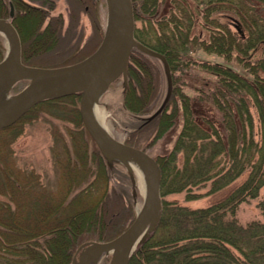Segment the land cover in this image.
<instances>
[{"label": "trees", "instance_id": "16d2710c", "mask_svg": "<svg viewBox=\"0 0 264 264\" xmlns=\"http://www.w3.org/2000/svg\"><path fill=\"white\" fill-rule=\"evenodd\" d=\"M70 1L76 11L82 5L86 9L83 3H91V0ZM131 1L135 20L140 19L142 8L159 14L161 0ZM19 2L21 13L33 11L41 16L34 36L26 42L19 24L13 21L21 38L24 64L54 67L88 55H83L77 44L68 42L69 27L61 35V17L52 16L42 26L47 10ZM262 6L264 0H201L195 4L189 0H172L169 16L164 21L158 15L147 19L143 27H135L139 42L165 56L171 86L162 107L144 118L127 142L142 148L141 134L161 137L181 122L171 149L155 158L160 168L161 193L189 191L207 183L210 184L208 191L214 192L242 174L246 176L222 199L205 207L189 208L163 201L153 228L131 254L129 264H264V199L257 204L263 220L241 223L235 216L237 204L257 197L264 185ZM1 8L0 11L4 6ZM198 14L204 19L202 27L209 31L199 41V35L192 32ZM15 16L16 13L13 19ZM222 18L230 20L226 22ZM96 28L99 30L98 24ZM37 39H42L39 44ZM195 44L225 61H237L243 71L220 61L193 60L190 52L191 45ZM47 51L52 56H47ZM258 52L260 56H256ZM147 55L133 49L128 57L125 104L135 114L147 113L158 95L161 72L151 59L154 56ZM196 69L209 77L202 78V82L194 78L192 72ZM178 70L185 71L190 84L175 75ZM184 87L191 92L187 93ZM78 96V92H72L43 99L23 115L42 103L72 100L75 104ZM75 107L72 112L80 126L87 159L84 164L77 156L73 159L69 155L70 147L64 142L62 149L67 161L61 163L66 166L65 184L52 188L31 168L2 170L5 178L1 193L6 198L0 199V247L18 249L20 259L16 264H71L74 253L83 243L112 239L133 217L132 206L124 193L110 188L105 177L111 168L105 154L97 145L89 150L90 138ZM180 155L181 164L178 163ZM79 163L82 178L78 182L69 180L72 165ZM96 172L104 175V179L98 178ZM95 174L99 182L95 181ZM39 192L55 198L41 199L37 196Z\"/></svg>", "mask_w": 264, "mask_h": 264}, {"label": "rangeland", "instance_id": "374dc122", "mask_svg": "<svg viewBox=\"0 0 264 264\" xmlns=\"http://www.w3.org/2000/svg\"><path fill=\"white\" fill-rule=\"evenodd\" d=\"M20 1L27 4L39 5L44 10H47L48 14L46 17H44L42 26H44L48 19L52 16L61 17V19L63 20L61 35H64L66 29L69 27V31L68 33H66V35L69 36L68 42L72 44H77L78 48L82 49L83 55L90 54L101 42L108 20L109 9L106 0H91V3L85 2L83 4L88 7H86L87 10L83 8L82 5L81 7L77 8V11L75 10V7L72 5V3H69L71 2L70 0ZM171 1L172 0H161L158 15L160 16L162 21H164L169 16L168 9L170 8ZM189 1L195 4L199 3V1L201 0ZM202 1L205 2L207 0ZM10 3H14L16 7V9H13L12 16L9 15ZM19 3V0H0V9H2L1 7L4 6L2 10L3 12L0 11V17L10 18L13 25L14 22L19 24L20 29L23 32L22 34L24 37V42H26V40L34 36L35 29L41 16L39 12L33 11H28L25 14L21 13L18 10L20 6ZM200 8H204L203 5L200 4ZM73 9L75 10L74 13ZM261 11L264 16L263 6L261 7ZM15 13V19H13ZM158 15L155 14V12H153L151 9L142 8L140 12V19H134V31L135 27H143L147 24V19L151 17L156 18ZM222 20L228 22L230 19L222 18ZM203 22V17L201 16V14H198L197 18L194 20L195 25L192 29V32L194 34H196L197 36L199 35L197 41L207 37L209 34L208 29L202 27ZM97 24L99 26V30L96 28ZM231 27V29H233L232 25ZM17 32L19 34L18 30ZM78 37L80 38L77 41ZM37 40V44H39L42 39ZM53 44L54 42L51 43V45ZM133 49L140 50L138 47H134ZM191 50L192 51L190 52V56L193 58V60H196L197 62L220 61L228 63L234 68L243 71L242 65H240L237 61H225L221 56L206 52L198 48V45L196 44L194 46L191 45ZM6 52L7 45L5 36L0 32V60L5 56ZM50 53L51 52H48L47 56H52ZM260 54L261 52H258V55L256 56H260ZM147 56L151 57V55ZM151 59L159 66L161 74L159 81L160 84L158 85V95L152 102L151 108L147 113L135 114L127 108L125 104V87L127 79L124 80L122 75L116 77L111 82H109L102 89V91L98 93L97 99L95 101L97 108H99L105 113L104 123L106 124L108 129L107 133L110 134L112 137L121 140L127 144H129L127 142V139L130 137V134L134 132V130L138 127V125L143 121L144 118H146L151 112L161 107L162 102L164 101L167 95L168 76L165 72L164 64L162 60L158 57H151ZM51 63L56 62L53 61ZM184 72L185 71L178 70L175 75H180L181 81L188 82V75L186 73L184 74ZM192 74L194 75V78L198 77V80L200 81L202 78L209 77L206 72L200 69H196L192 72ZM190 82L191 81H189L188 83L190 84ZM27 83L28 80H16L8 85L7 91L10 95H14ZM184 88L187 93L191 92L189 88ZM76 92H78L79 96L75 104L72 100H66L64 102H58L56 104L42 103L36 106L31 111L27 112L25 115H23V113L22 117H20L19 120H17L10 127L4 128V126L0 128V199L6 198L1 193L3 191L1 187L3 183L2 181H4L5 178L4 173H2L4 170L16 171L18 168H31L36 172L40 173L41 179L44 180V182H46V184L52 188L60 186L61 184H65L67 180L65 173L66 166L64 163H61V161H67V154L62 149L64 142L66 143V146L68 148L70 147L69 155L73 157V159H75L76 156L79 159L81 158V160L83 159L82 161H80L82 162V164H84L87 158H84L86 153L83 152L84 149L83 144L81 142V140H83L81 137L82 134L79 133L80 126L77 125V119L75 118L72 112L75 106L77 113L79 114L80 123L82 124V127L87 132L90 138V141L87 142L89 150L93 149V145L96 146V144L90 137L88 131L86 130L80 119V91L78 90ZM252 110L254 112V109ZM255 124H257L256 116ZM180 128L181 122L175 125L172 131L164 133L163 136L160 135L161 137L156 136V134L145 135L147 134L146 132L141 134V139L139 141L142 147L141 149L145 150L155 159L159 155L171 149L174 137ZM88 155L89 154L87 153V157ZM105 158L111 166V168L109 169L108 176H105L110 185V188L116 190L117 192L119 190L120 192L124 193V195L126 196V201L129 202L132 206V212L134 217L137 209L140 208L145 198L144 194H142V192L137 186V180L134 175V170L130 167L128 161H122L118 158H114L108 155H105ZM181 161L182 159L180 155L178 163L181 164ZM82 164L79 163L78 166L72 165V168H75V170H72L71 168L70 175L68 178L69 180L76 179V181L78 182V180L82 178ZM96 174L101 180L104 179V175L101 176L99 172H96ZM96 174L95 181L99 182V179L97 178ZM131 175L135 179L134 185L131 183ZM245 176L246 174H242L241 176L237 177L234 181H232L231 184L214 192L208 191L210 187L209 183L194 186L189 191H179L168 194H162L160 189V209L163 201L175 202L177 204L187 206L189 208H199L211 205L212 203H215L222 199L231 189L241 183ZM37 196L44 200L49 199L51 197L55 198L54 196H52V194L42 192H39ZM263 199L264 185L260 188L257 197L248 199L246 201H241L239 204H237L235 209V216L238 221L241 223H246L247 221H250L252 219L263 220V215L257 205L258 202ZM133 217L131 218V220L133 219ZM131 220H129L125 228ZM152 228L146 230V236L149 234ZM91 243L92 242L83 243L76 250L72 257L71 264H79L81 256L83 255V253H86V247L89 246ZM17 250V248H12L9 246H6L5 248L0 247V264L18 263V260L20 258H18L19 252ZM98 264H113V252H103L101 254Z\"/></svg>", "mask_w": 264, "mask_h": 264}, {"label": "water", "instance_id": "95a60500", "mask_svg": "<svg viewBox=\"0 0 264 264\" xmlns=\"http://www.w3.org/2000/svg\"><path fill=\"white\" fill-rule=\"evenodd\" d=\"M108 20L99 45L84 58L66 65L54 67L32 66L21 61V40L10 18L0 17V32L6 35L9 46L0 60V81L28 80V83L11 98L0 104V128L10 125L37 102L80 91L79 113L82 123L97 147L105 154L122 161L138 160L148 170V189L144 201L135 216L118 235L106 241H93L86 247L98 252H113V264H128L132 252L144 239L142 235L131 249L133 240L148 222L152 228L160 210V168L156 160L145 150L127 144L101 130L93 120L91 103L113 79L122 75L126 79L128 57L134 47L162 60L168 76L166 99L170 94L171 78L165 56L137 41L134 36V16L131 0H106ZM9 15H13L10 3ZM113 61H116L112 68ZM112 68V69H111ZM163 105V104H162ZM162 107V106H161ZM131 183L135 179L131 175ZM117 249V251H115Z\"/></svg>", "mask_w": 264, "mask_h": 264}, {"label": "bare ground", "instance_id": "6f19581e", "mask_svg": "<svg viewBox=\"0 0 264 264\" xmlns=\"http://www.w3.org/2000/svg\"><path fill=\"white\" fill-rule=\"evenodd\" d=\"M4 36H5V40H6V45L8 47L9 44L7 41V37H6V35H4ZM115 63H116V61H113V64L111 65L112 68L115 66ZM9 82H10L9 79H5V80L0 81V104L8 101L12 96L7 91ZM91 114H92L93 120L98 125V127L101 130L107 132L108 129H107L106 124L104 123L105 113L103 111H101L99 108H97V105L95 102L91 103ZM127 161L130 164V167L134 170V175H135L136 180H137L138 188L140 189L142 194H144V196H145L147 189H148V184H147L148 170H147V168L138 160L131 159V160H127ZM147 225H148V222H146L145 225L140 229L137 236L133 240V244L131 245V249L132 248L134 249L135 244L141 235L143 238L146 236L145 233L147 232L146 231ZM115 251H117V249H115ZM101 254H102L101 252L93 251L90 249V250H88V252L83 253V255L81 256L79 264H98L100 257H101Z\"/></svg>", "mask_w": 264, "mask_h": 264}]
</instances>
